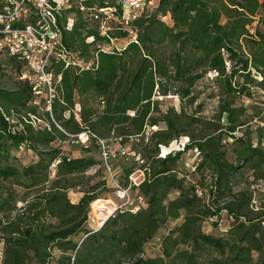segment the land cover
I'll list each match as a JSON object with an SVG mask.
<instances>
[{
	"label": "trees",
	"instance_id": "1",
	"mask_svg": "<svg viewBox=\"0 0 264 264\" xmlns=\"http://www.w3.org/2000/svg\"><path fill=\"white\" fill-rule=\"evenodd\" d=\"M59 24L68 51L97 60L78 69L55 59L51 69L61 80L50 104L22 78L24 62L0 49L2 264H264V199L255 203L264 192L255 187L264 184V0H158L129 21L136 40L123 26L100 36L97 23L76 8L64 9ZM111 38L130 40L122 49L98 51ZM208 73L217 74L212 117L199 115L195 92ZM42 96L44 108L36 101ZM169 97L196 105L195 113L184 105L163 111ZM84 132L88 139L79 142ZM180 136L198 151L193 171L178 167L181 154L159 158L160 145ZM118 138L122 145L138 140L132 150L144 163L131 166L121 184L144 202L137 210L117 209L92 229L100 183L87 186L86 173L105 166L87 145L98 151L99 140ZM67 143L79 145L82 155H64ZM21 146L33 153L30 164L15 155ZM136 169L143 175L137 185L130 179ZM79 187L74 202L69 192ZM167 226L156 253L148 254Z\"/></svg>",
	"mask_w": 264,
	"mask_h": 264
},
{
	"label": "built area",
	"instance_id": "2",
	"mask_svg": "<svg viewBox=\"0 0 264 264\" xmlns=\"http://www.w3.org/2000/svg\"><path fill=\"white\" fill-rule=\"evenodd\" d=\"M92 0H0V49H4L10 56L22 60L28 73L22 78H27L36 86L37 93H44L50 104L54 96L57 84L60 82V76H57L51 69V64L56 59L65 62L66 66H73L78 69H89L96 58L86 61L79 58L77 54L71 53L63 44L62 28L59 19L62 17L64 9L76 8L85 13L93 22L97 23L99 35L108 37L109 33L116 29L114 23L118 22L120 26L127 29L132 39L136 40L135 33L128 28L129 21L138 18L145 8L153 7L152 0H103L105 6L99 4L90 5ZM73 18L68 19V28L73 27ZM118 39L111 38L109 43H98V51L110 53L113 50H119L116 46ZM89 41H93L90 39ZM213 74V73H212ZM215 76L217 74H214ZM50 110V108H49ZM81 108L76 106L75 116L79 119ZM132 114V113H131ZM35 117H33V120ZM35 121V120H34ZM14 124H16L13 121ZM153 129H156L155 127ZM88 139V133L84 132L78 135L79 142H85ZM137 139H131L128 144L122 145L121 138L115 139L117 148H111L107 141L99 140L101 146L102 159L105 170L110 176L112 186L122 202L119 208H135L141 205L144 200L142 197L136 198V204L131 206L133 197L131 186L125 187L114 176L109 165L111 159L120 156L129 160V155L143 164L141 155L132 150V142ZM77 143V142H76ZM190 139L187 136L175 138L170 145H160L159 158H165L168 155L175 156L178 152H184L190 146ZM195 160L198 151L195 149ZM60 163L56 160L51 167V174L54 175L55 168ZM264 185V184H263ZM203 197V192L198 193ZM118 208V209H119ZM219 227L222 231L226 229L227 223L220 221ZM1 257L3 256L4 243H0ZM3 259V258H2Z\"/></svg>",
	"mask_w": 264,
	"mask_h": 264
},
{
	"label": "rangeland",
	"instance_id": "3",
	"mask_svg": "<svg viewBox=\"0 0 264 264\" xmlns=\"http://www.w3.org/2000/svg\"><path fill=\"white\" fill-rule=\"evenodd\" d=\"M153 2V7L155 8L157 6V0H152ZM114 28H118L119 23L115 22L114 23ZM129 38H125V39H118L115 43L116 46L120 49L124 48L127 43L129 42ZM11 75L13 77H16L15 73H11ZM215 78V75L212 73H208L206 75V77L204 78V80H201L199 83H197V85L195 86V92L196 93H200V97L201 99L198 100L197 104L200 103L202 104V116H208V117H212L215 114L216 108L218 106V97H214L212 94H217V86L215 85L213 79ZM9 86H11V84H9ZM261 95V99L264 101V94H260ZM44 96L39 97L36 99L38 104L42 105V99L44 100ZM247 106L249 104H251V102H247L246 103ZM184 105L185 107V112L186 113H195L196 111V105L192 106V107H188V105L186 103H181V101L179 100V98L177 97H169V99H166L163 101V104L161 105V109L163 111H165L167 108H175L177 111H179L180 107ZM45 105H42V108H44ZM41 108H40V112H41ZM198 111V110H197ZM256 125L259 126H263V123H260V121H254L253 123H251V126L255 127ZM243 132H239V134H241ZM88 144V143H86ZM109 146L113 149V148H117L118 145L117 143L113 140L112 142L108 143ZM90 146L91 148H93V151L91 152V154H89L90 156H92L95 160H101L102 159V151L101 150H95L94 146L92 147L91 145H87ZM62 149H63V154L64 155H68L71 157H79L82 155V151H81V147L77 144H63L61 145ZM189 148V147H188ZM186 149L184 152H178L176 154H181V160L178 163V167L183 170V171H193L194 167H195V148H190V149ZM15 155L20 159V161L24 164H30V162L33 160V153L26 148L25 146H21V149L19 151L15 150ZM109 161V165L112 169V172L114 174V176H116V178L120 181V182H124L125 178H126V172L131 169L133 165H136L138 163V161L135 159V157H133L132 154L129 155V160H126L120 156H117L114 159L108 160ZM97 169H93L90 170L88 173H86L87 178L85 179V182H89L87 186H91L92 184L95 183H100L99 189L96 191L97 194L99 195V201L95 202L93 205H91V212L89 214V220H88V227L92 228V229H98L100 227V225L102 224V220L100 215H106V219L111 215H113L115 213V211L119 208V206L121 205V201L118 198L115 189L112 186V182L110 179V176L108 175L107 171H103V170H99L98 173H96ZM247 172V171H246ZM130 179L133 181L134 184H139L140 181L142 180V174L140 171H138V169L135 170V172L133 174L130 175ZM251 176L250 172H247V179H249ZM103 181L106 183L105 186L102 184ZM256 184H258L257 186H255L256 188L262 189L264 191V185L262 183L256 182ZM87 186H85L84 188L87 189ZM239 188H237L238 190ZM261 190V191H262ZM80 191H82V188H76L71 190L70 193V197L74 202H77L81 196ZM132 191V190H131ZM132 199H131V206H134V204H136V194L134 193V191H132ZM17 193L19 194L20 199L24 196L23 194V189H17ZM264 199V192H257L256 194V200L255 203L256 205H258V207H260L262 205V203H260V200ZM105 204V205H104ZM102 207L100 214H98L97 212V208ZM206 227V232H212V229L209 228V223L205 225ZM170 228V226H167L165 228H163L159 234H158V238L152 242L149 247L147 248V252L148 254H155L158 248V244L160 242V240L162 239V236L165 235L168 231V229ZM2 248V246H0V249ZM3 257H1V253H0V264H2V259Z\"/></svg>",
	"mask_w": 264,
	"mask_h": 264
},
{
	"label": "bare ground",
	"instance_id": "4",
	"mask_svg": "<svg viewBox=\"0 0 264 264\" xmlns=\"http://www.w3.org/2000/svg\"><path fill=\"white\" fill-rule=\"evenodd\" d=\"M99 201V200H98ZM105 205V204H104ZM101 209H102V207H100V208H97V212H98V214H100V211H101ZM100 217H101V220L102 221H104L105 219H106V215H100Z\"/></svg>",
	"mask_w": 264,
	"mask_h": 264
},
{
	"label": "water",
	"instance_id": "5",
	"mask_svg": "<svg viewBox=\"0 0 264 264\" xmlns=\"http://www.w3.org/2000/svg\"><path fill=\"white\" fill-rule=\"evenodd\" d=\"M110 216H111V215H110ZM110 216H109V217H110ZM109 217H108V218H109ZM108 218H107V219H108ZM107 219H105V220L102 222V224L100 225V227L104 224V222H105ZM100 227H99L98 229H100Z\"/></svg>",
	"mask_w": 264,
	"mask_h": 264
},
{
	"label": "crops",
	"instance_id": "6",
	"mask_svg": "<svg viewBox=\"0 0 264 264\" xmlns=\"http://www.w3.org/2000/svg\"><path fill=\"white\" fill-rule=\"evenodd\" d=\"M157 2H158V0H157ZM142 181H143V176H142V180L140 182H142Z\"/></svg>",
	"mask_w": 264,
	"mask_h": 264
}]
</instances>
